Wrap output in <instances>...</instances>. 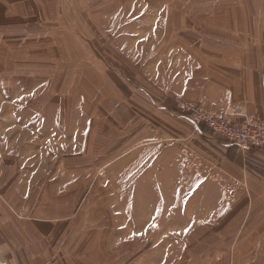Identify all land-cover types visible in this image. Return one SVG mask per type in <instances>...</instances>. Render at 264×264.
I'll return each mask as SVG.
<instances>
[{"label":"rangeland","instance_id":"1","mask_svg":"<svg viewBox=\"0 0 264 264\" xmlns=\"http://www.w3.org/2000/svg\"><path fill=\"white\" fill-rule=\"evenodd\" d=\"M239 71L264 73V0H75L0 33V135L28 179L15 242L30 264H264V159L245 186L227 168L237 153L189 117L235 113L264 133L260 103L218 112L197 97Z\"/></svg>","mask_w":264,"mask_h":264},{"label":"crops","instance_id":"2","mask_svg":"<svg viewBox=\"0 0 264 264\" xmlns=\"http://www.w3.org/2000/svg\"><path fill=\"white\" fill-rule=\"evenodd\" d=\"M73 1L75 0H0V33L4 31L22 32L24 28H29L32 25L35 26L38 23L45 24L46 21H54L55 17L61 12L66 11ZM70 8L73 7L71 6ZM219 66L223 67L225 64L219 63ZM237 68L239 67L237 66ZM229 73L231 74V72L220 73L218 74L220 77L214 80L208 81L209 79H205V84L201 87L197 97H202L208 108L218 112H225L236 107H244L251 111L253 106L255 108L258 103L261 104L264 111V73H256L258 81L253 77L255 74L252 72H232L231 76ZM186 78L180 77L179 81V84L182 85L180 91L182 95H186L187 93ZM25 83L27 81L20 80V92L27 90V84ZM5 86L6 84H0V88L3 89L4 94L9 96L12 86L10 83L7 85L9 86L8 89L4 88ZM42 90L41 88L39 93H43ZM255 90L258 91L256 100ZM35 94L38 93L35 92ZM151 101L155 103L154 99ZM10 103L14 104V101L10 100ZM184 120L193 129H197L191 121L186 118ZM16 122L22 124L24 127H28L27 119L20 118ZM41 128L39 127V130ZM195 132L201 136H205V132L201 128H198ZM210 137L225 154L237 153L234 161L228 159V162H226L227 168L233 174L234 172H238L239 177L244 172L245 179L243 183L247 187L251 186L254 188L259 180L256 178L257 174L252 173L251 169L257 168L258 165H263L264 153L245 152L241 155L237 147L232 146L220 136ZM0 138V264H30L31 259L29 260L27 248L20 249L16 244V242H23L25 244L28 241L29 234L28 223L23 216L28 207L26 165H23L24 168L20 165V170L25 169L26 179H23L24 181L20 178L16 179L15 177L18 173L21 177V172H19L17 162L12 163V151L7 147L8 140L4 139L3 136ZM253 172H255L254 169ZM22 209L25 210L22 211ZM38 263L41 264V261H38Z\"/></svg>","mask_w":264,"mask_h":264},{"label":"built area","instance_id":"3","mask_svg":"<svg viewBox=\"0 0 264 264\" xmlns=\"http://www.w3.org/2000/svg\"><path fill=\"white\" fill-rule=\"evenodd\" d=\"M198 108V105L191 106ZM197 115H190L189 117L200 126V122L206 123L208 128L219 134L223 139L227 140L232 146L243 150H249L252 146L260 147L264 145V133L262 128L254 123L249 122L238 123L233 120L235 113H228L227 115L216 116L212 114L196 113Z\"/></svg>","mask_w":264,"mask_h":264}]
</instances>
